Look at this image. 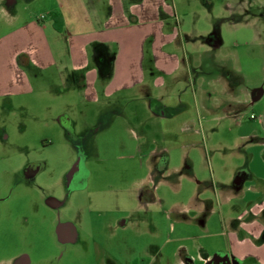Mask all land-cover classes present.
<instances>
[{"label": "rangeland", "instance_id": "374dc122", "mask_svg": "<svg viewBox=\"0 0 264 264\" xmlns=\"http://www.w3.org/2000/svg\"><path fill=\"white\" fill-rule=\"evenodd\" d=\"M163 2L182 29L207 30V38L215 24L221 27L222 46L213 51L198 47L209 52L200 68L191 70L189 80L179 71L177 84L166 81L164 89L152 94L136 91L113 97L110 106H91L83 102L80 90L69 92L64 86L51 92L50 86L58 82L53 75H31L34 94L2 101L6 104L0 107V185H6L0 188V200L6 199L0 202V264L22 256L29 264H93L94 244L105 249L107 264H147L151 251L175 237L183 223L172 201L200 194L215 210L222 207L225 212L232 205L226 197L236 174L244 171L247 184L261 185L256 177L264 176V0ZM54 4L55 0H15L13 5L0 0V37L20 21L44 17ZM244 6L248 14L235 19L228 14ZM10 7L16 9L19 22L8 26L2 9ZM224 17L248 29L232 32ZM187 56L192 57L189 52ZM226 56L237 62H221ZM198 78H203L198 89L208 87L215 94L196 106L188 96L197 89ZM219 87L224 92L219 93ZM163 92L172 96L173 104L186 93L181 98L187 108L175 113L184 112L183 117L192 120L187 132L180 131V117L171 124L159 118L168 112L159 111L153 98ZM165 158L167 167L158 168ZM78 161L87 175L83 189L70 190L69 176ZM146 189L164 201L143 202L149 199L148 193L142 198ZM240 210L233 206V212ZM125 219L128 225L119 227ZM66 223L77 228L74 243L57 239V227ZM213 241L222 244L217 238L207 245L216 246ZM177 247L168 244L167 254Z\"/></svg>", "mask_w": 264, "mask_h": 264}, {"label": "crops", "instance_id": "0c3cea01", "mask_svg": "<svg viewBox=\"0 0 264 264\" xmlns=\"http://www.w3.org/2000/svg\"><path fill=\"white\" fill-rule=\"evenodd\" d=\"M6 1L15 4V0ZM246 7H241V12L237 7L228 10V14L234 19L240 13L248 14ZM2 12L8 26L19 22L14 7L2 9ZM52 13L57 17H52ZM175 18L163 0H55L42 20L27 18L11 26V32L0 37V104L13 96L34 94L31 75L39 78L53 75L58 82L50 86L51 92L58 87L64 90V86L69 92L80 90L83 102L91 106H110L113 97L136 91L147 94L151 90L152 94L153 90L164 89L166 81L170 85L177 84L179 71H185L182 75L189 80L191 70L200 68L209 52L200 51L198 47L205 45L211 51L217 50L223 44V35L219 24L214 25L213 32L206 38L207 30L203 33L198 27L182 29ZM223 20L231 22L228 25L232 32L248 29L247 25L235 23L228 17ZM227 58L221 57V62H237ZM202 79H197V89L188 96L196 106L200 99L209 98L212 92L215 94V90L209 92L208 87L198 89V82L203 86ZM61 80H65V84H61ZM229 86L227 82V89ZM218 89L219 93L224 92V88ZM185 94L182 93L175 104L172 96L164 92L153 98L161 109L159 111L168 112L158 113L160 119H167L171 124L176 116L180 117L177 122L184 124L181 133L187 132L186 127L192 121L183 117L184 112L175 113L178 108H187V102L181 98ZM230 99L228 97V101ZM216 102L213 101L212 105L216 106ZM167 164L165 158L156 166L167 167ZM238 174L236 178L241 176L239 183L234 184L226 197L227 204L232 205H227L225 212L222 207L215 210L200 194L191 195L184 202L172 201L171 207L183 223L177 226L179 231L175 237L167 238L163 246L151 251L147 264H212L226 258L229 264H264V176H257L262 183L254 185L246 183V172ZM5 185L4 181L0 188ZM147 193L149 199L143 202L162 203L163 199H158L147 189L143 190L142 198L148 196ZM249 195L256 198L247 199ZM233 206L241 210L233 212ZM216 213L219 216L212 220ZM194 216H197L198 230L194 227ZM127 223L125 219L118 226L125 228ZM73 229L72 243L78 240L76 226ZM186 230L194 233H184ZM217 238L222 239V244L213 241L216 246L207 245ZM171 243H177L178 247L175 253L168 255L166 246ZM94 245L93 264H107L105 249Z\"/></svg>", "mask_w": 264, "mask_h": 264}, {"label": "flooded vegetation", "instance_id": "af4514ba", "mask_svg": "<svg viewBox=\"0 0 264 264\" xmlns=\"http://www.w3.org/2000/svg\"><path fill=\"white\" fill-rule=\"evenodd\" d=\"M28 169H30V165L26 167L25 171H28ZM36 174L34 176H36ZM85 175L87 174L85 173L84 166H82V164L79 161L76 162L73 165L71 169V174L69 176V181L71 184L70 190L73 189L76 191H80L81 189H83L82 182L85 179ZM239 180H240L239 178H236L235 182L237 183ZM5 199L3 200L1 199L0 202L5 201ZM56 235L60 243H72L75 237V230L73 229V226L70 223L60 224L57 227ZM224 261L226 260L219 259L217 261L212 262V264H225ZM9 264H29V260L26 256H22L19 259L12 260Z\"/></svg>", "mask_w": 264, "mask_h": 264}, {"label": "built area", "instance_id": "2783aa9c", "mask_svg": "<svg viewBox=\"0 0 264 264\" xmlns=\"http://www.w3.org/2000/svg\"><path fill=\"white\" fill-rule=\"evenodd\" d=\"M39 19L42 20V19H43V16L39 17ZM250 118H251V119H254L253 116H250Z\"/></svg>", "mask_w": 264, "mask_h": 264}, {"label": "trees", "instance_id": "16d2710c", "mask_svg": "<svg viewBox=\"0 0 264 264\" xmlns=\"http://www.w3.org/2000/svg\"><path fill=\"white\" fill-rule=\"evenodd\" d=\"M51 16H52V17H57V14L52 13ZM20 57H21V56H20Z\"/></svg>", "mask_w": 264, "mask_h": 264}, {"label": "water", "instance_id": "95a60500", "mask_svg": "<svg viewBox=\"0 0 264 264\" xmlns=\"http://www.w3.org/2000/svg\"><path fill=\"white\" fill-rule=\"evenodd\" d=\"M238 183L239 182H237V183L235 182V184H238ZM227 262H228V259L226 258V261H224V263L227 264Z\"/></svg>", "mask_w": 264, "mask_h": 264}]
</instances>
